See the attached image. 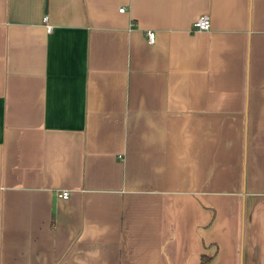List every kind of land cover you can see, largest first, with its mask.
<instances>
[{
  "label": "crops",
  "instance_id": "0c3cea01",
  "mask_svg": "<svg viewBox=\"0 0 264 264\" xmlns=\"http://www.w3.org/2000/svg\"><path fill=\"white\" fill-rule=\"evenodd\" d=\"M202 260L264 264V0H0V264Z\"/></svg>",
  "mask_w": 264,
  "mask_h": 264
},
{
  "label": "built area",
  "instance_id": "2783aa9c",
  "mask_svg": "<svg viewBox=\"0 0 264 264\" xmlns=\"http://www.w3.org/2000/svg\"><path fill=\"white\" fill-rule=\"evenodd\" d=\"M120 11H123L124 8H120L119 9ZM45 19H46V16H45ZM209 26H210V23H209V17L207 14H201L197 17V19L193 22V25H192V29L193 30H208L209 29ZM147 41L149 43H153L155 41V32L153 30H149L147 31ZM60 196L62 198H67L68 197V192L67 191H63L61 192Z\"/></svg>",
  "mask_w": 264,
  "mask_h": 264
},
{
  "label": "trees",
  "instance_id": "16d2710c",
  "mask_svg": "<svg viewBox=\"0 0 264 264\" xmlns=\"http://www.w3.org/2000/svg\"><path fill=\"white\" fill-rule=\"evenodd\" d=\"M201 264H205V261H204V260H202V261H201Z\"/></svg>",
  "mask_w": 264,
  "mask_h": 264
}]
</instances>
